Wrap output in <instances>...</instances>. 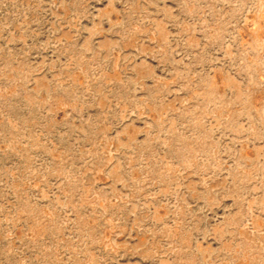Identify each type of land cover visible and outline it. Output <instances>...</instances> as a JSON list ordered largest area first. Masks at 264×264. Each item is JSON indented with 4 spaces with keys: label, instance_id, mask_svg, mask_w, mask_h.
<instances>
[{
    "label": "rangeland",
    "instance_id": "374dc122",
    "mask_svg": "<svg viewBox=\"0 0 264 264\" xmlns=\"http://www.w3.org/2000/svg\"><path fill=\"white\" fill-rule=\"evenodd\" d=\"M0 264H264V0H0Z\"/></svg>",
    "mask_w": 264,
    "mask_h": 264
}]
</instances>
